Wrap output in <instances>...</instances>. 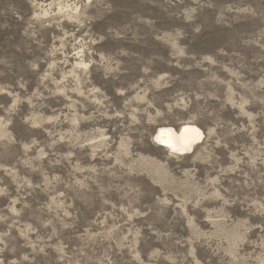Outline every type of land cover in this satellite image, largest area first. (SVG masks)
<instances>
[{
	"label": "rangeland",
	"instance_id": "1",
	"mask_svg": "<svg viewBox=\"0 0 264 264\" xmlns=\"http://www.w3.org/2000/svg\"><path fill=\"white\" fill-rule=\"evenodd\" d=\"M0 264H264V0H0Z\"/></svg>",
	"mask_w": 264,
	"mask_h": 264
},
{
	"label": "bare ground",
	"instance_id": "2",
	"mask_svg": "<svg viewBox=\"0 0 264 264\" xmlns=\"http://www.w3.org/2000/svg\"><path fill=\"white\" fill-rule=\"evenodd\" d=\"M204 138L203 132L196 126L184 124L174 130L172 127H160L152 137V143L177 156H186L199 145Z\"/></svg>",
	"mask_w": 264,
	"mask_h": 264
}]
</instances>
